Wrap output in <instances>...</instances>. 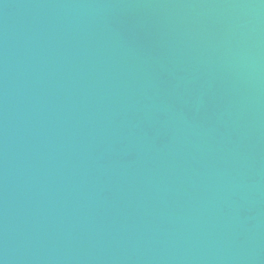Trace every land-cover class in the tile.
Returning a JSON list of instances; mask_svg holds the SVG:
<instances>
[{"label": "water", "instance_id": "water-1", "mask_svg": "<svg viewBox=\"0 0 264 264\" xmlns=\"http://www.w3.org/2000/svg\"><path fill=\"white\" fill-rule=\"evenodd\" d=\"M0 264H264V0H0Z\"/></svg>", "mask_w": 264, "mask_h": 264}]
</instances>
